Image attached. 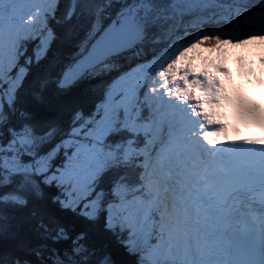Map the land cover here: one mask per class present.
<instances>
[{
  "label": "trees",
  "instance_id": "1",
  "mask_svg": "<svg viewBox=\"0 0 264 264\" xmlns=\"http://www.w3.org/2000/svg\"><path fill=\"white\" fill-rule=\"evenodd\" d=\"M135 1L59 0L35 34L21 40L24 56L20 53L19 57L21 63L26 57L22 63L25 70L10 103H5L1 111L0 161L9 156L7 159H17L21 167L10 172L0 166V264H143L147 255L150 257L151 242L144 241L134 226L132 235L106 223L108 206L114 205L119 187L125 186L132 161L128 154L134 146L128 143L124 131L116 134L111 125V132H103L110 169L117 170L118 164L124 166L116 171L114 180L108 172L98 174L92 191L84 195L91 198L95 197L94 193L105 194L94 220L86 219L88 203L84 199H75L77 206L61 203L63 189L69 187L66 182L57 186L42 180L70 168L67 163L72 155L70 140L77 134L74 129L92 131L97 127L100 96L112 82L134 72L138 63L148 59L149 50L175 33L192 35L193 28L189 27L202 11L209 12L205 13L203 23L214 27L197 31L203 39L198 43L208 44L205 37L210 31L215 44L226 41L239 26L247 29L245 35L264 34V15L243 9L207 2V8L196 5L194 13L189 15L175 13L174 8L176 3L186 5L190 0H139L133 20L145 34L142 45L110 58L72 85L59 87L58 81L72 61L86 51L117 13ZM142 4L147 8L144 15ZM73 9L81 13L80 19L73 20ZM200 22L201 19L197 21ZM42 31L49 32L44 51ZM21 130L27 138L24 147L9 150L11 132Z\"/></svg>",
  "mask_w": 264,
  "mask_h": 264
},
{
  "label": "rangeland",
  "instance_id": "2",
  "mask_svg": "<svg viewBox=\"0 0 264 264\" xmlns=\"http://www.w3.org/2000/svg\"><path fill=\"white\" fill-rule=\"evenodd\" d=\"M43 1L45 2V6H48L50 4V0ZM193 1L197 2L196 0ZM174 11H178V9ZM141 12L144 15L146 13V10L143 9V11ZM35 14V10L33 9H28L26 12L24 8L20 9L18 8V6H15L13 8V14L6 19L5 25H0V31H2L1 29H5L8 32H12L14 35V39L12 41H8V48L5 44L0 45V122L3 118V115L1 114L3 106L5 103H10L14 91L17 89V83L20 82V76L22 75V71L20 70L17 73H13L16 75L11 74V72L14 70L13 66L19 54L17 39L21 36H26V30L34 23V19L36 18L34 16ZM204 25L206 24H194L195 27ZM206 27L210 28L211 30V28H213L214 26H212L211 24L207 25ZM246 31L247 29L245 27L239 26V29H237L236 33L240 35L245 34ZM208 34L211 36L212 32ZM185 38H187V35L175 33L171 40L165 45L163 52L167 54L169 53L171 55L172 62L168 66V69L165 68L160 73L159 78L164 76L163 72H167L168 70H181L183 72L187 71L189 68H191V61H195L199 57H201L202 52L206 53L205 48H203L201 45H199L198 42H196L195 37L194 39L192 38V41H188L187 43L185 42ZM228 39L229 41L224 45L226 49L228 48V51H232L236 49V47L242 46L243 43L247 44V46L251 47L252 49L253 47L256 48V45L260 43L264 44V34H261L259 32L256 35L249 37L244 42L235 39V37H232L231 35ZM208 55L209 56L203 55L201 61L204 62L207 59H210L214 62H218L219 60L223 59V56H225V54H221L218 51H208ZM176 57H178L177 62H175ZM25 58L26 57L22 59V63H24V61L26 62ZM17 61L21 63L19 59ZM167 61L168 59H166V62ZM188 74L189 73H187V75ZM166 75L169 76V73L167 72ZM125 80L126 81L122 84L120 89H122L123 92H126V97L128 100H132L139 81H137V77L132 78V80L127 77ZM12 105L10 104V106ZM74 131H76L77 134L70 140L72 141V155L70 158H68L72 162V167L69 170L63 171L62 175L70 176L71 171H76V187L80 193H86L90 190L94 178L102 168V162H104L102 153H105L106 151H103L105 147L102 139L94 130H92L89 135L86 134V130L82 131L81 129H79V127H76ZM87 136L93 137L95 141H89L87 139ZM10 137L12 140L7 144V148L9 150L13 147H24V140L27 139L24 137V130H21L19 133L11 132ZM8 157L9 156L1 159L0 166L7 171L15 172L13 170L20 168L21 164L17 162V159L9 160L7 159ZM42 181L50 182L51 179L45 178ZM94 199L95 202H97V199Z\"/></svg>",
  "mask_w": 264,
  "mask_h": 264
},
{
  "label": "water",
  "instance_id": "3",
  "mask_svg": "<svg viewBox=\"0 0 264 264\" xmlns=\"http://www.w3.org/2000/svg\"><path fill=\"white\" fill-rule=\"evenodd\" d=\"M218 3L240 6L249 10H264V3H257L255 0H216ZM122 14L119 16H125ZM111 22L103 29L90 45L88 51L77 60L71 69L65 71L58 86H70L83 72L94 68L109 57L122 53L132 48L139 42L142 35L128 22L121 21L120 17Z\"/></svg>",
  "mask_w": 264,
  "mask_h": 264
},
{
  "label": "bare ground",
  "instance_id": "4",
  "mask_svg": "<svg viewBox=\"0 0 264 264\" xmlns=\"http://www.w3.org/2000/svg\"><path fill=\"white\" fill-rule=\"evenodd\" d=\"M259 1V3H264V0H258ZM120 17V20L121 21H125V22H128V20H124L123 18H122V16H119ZM249 61V60H248ZM245 64H246V62H245ZM255 71H258V72H260V73H264V63H261V64H258L257 66H256V68L254 69ZM199 79V76L198 77H196L193 81H195L196 82V80H198ZM206 87L207 88H210L212 91L214 90H217L218 89V82H217V80H215V76H213L212 75V78H211V80H210V82H207L206 83ZM194 92H193V90L192 89H190V88H188L187 89V92L185 93V96L181 99V101L179 102V104H178V108H176V107H174V106H171V109H176V110H178L179 108H184L185 110H188V109H190V110H193V108L192 107H195L196 105H192V107H190V106H188V103H187V99L188 100H192V101H194ZM172 97H173V94L171 93V92H169V96L166 98L167 100H171L172 99ZM179 99V98H178ZM179 116H181V118L183 119V120H185L186 122H189L188 123V126H193V128H196L197 127V125H198V123H199V120L198 119H196L195 120V117H191L190 115L189 116H187L186 114V112H184V113H182V109H179ZM212 121H214V118L212 119ZM198 129V128H197ZM196 129V130H197ZM179 130H177V131H175V130H172V132H173V135L175 136L176 134H177V132H178ZM195 138H196V136L194 135V136H191L190 137V140H192V141H194L195 142ZM197 139V138H196ZM116 149H118V148H116ZM210 154V153H209ZM218 155H219V157H221L222 158V156H221V154L220 153H218ZM210 156H212L211 154H210ZM191 157L192 158H194V156L191 154ZM220 158V159H221ZM214 159H215V165L216 166H218V164H219V161H218V158H216L215 156H214ZM177 161H178V158H177ZM118 164V163H117ZM119 165V164H118ZM189 178H190V176H189V174L186 176V179L187 180H189ZM184 203H185V201H183ZM182 202V203H183ZM183 205V204H182ZM192 206V205H191ZM159 218H162V217H159ZM237 223L239 224V225H241V223L239 222V221H237ZM189 231L190 232H192L195 236H197V237H199V239H201V240H203V241H205V242H210L211 243V241H209L208 239H206V238H204V229H203V227L201 226L199 229H198V234H197V232L195 231V230H192V229H189ZM195 244V249L198 251V252H200V253H202V255H205L206 254V249L204 248V246L201 244V243H199V242H196V243H194ZM142 263H144V264H148V261L146 260V259H144L143 261H142Z\"/></svg>",
  "mask_w": 264,
  "mask_h": 264
},
{
  "label": "snow or ice",
  "instance_id": "5",
  "mask_svg": "<svg viewBox=\"0 0 264 264\" xmlns=\"http://www.w3.org/2000/svg\"><path fill=\"white\" fill-rule=\"evenodd\" d=\"M258 183L264 185V177H261ZM252 187L253 186L250 184V191L252 190ZM249 199H255L259 204L264 205V187H261L257 191H252V194L250 195ZM244 208L245 211L241 213L242 217H244L246 222L249 224L256 223L257 217L249 211L250 205L245 204ZM261 219L264 220V213L261 214Z\"/></svg>",
  "mask_w": 264,
  "mask_h": 264
}]
</instances>
